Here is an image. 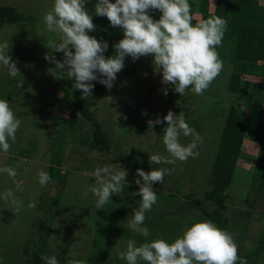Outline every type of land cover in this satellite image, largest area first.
Listing matches in <instances>:
<instances>
[{
  "label": "rangeland",
  "instance_id": "obj_1",
  "mask_svg": "<svg viewBox=\"0 0 264 264\" xmlns=\"http://www.w3.org/2000/svg\"><path fill=\"white\" fill-rule=\"evenodd\" d=\"M52 3L53 0H0V8L10 7L21 16L20 20L0 26V44L10 45L9 55L16 61L20 73L11 78L6 69L0 68V98L9 101L21 120L15 141H9L7 152H0V168L10 167L16 172L15 177L0 173V192L15 190L19 184V190L16 188L14 194L20 202L17 211V206L10 200H0V262L29 264L36 252L40 256L54 255L60 260V248L68 244L63 264H126L118 253L125 249L128 239H135L137 244L157 238L172 242L187 226L205 220L184 196L200 199L207 190L212 162L209 160L214 156L211 144L205 151L207 161L199 153L186 159L183 165L180 160L153 164L148 160L153 153L169 155L162 141L167 122L154 124L152 128L147 122L156 118L162 120L171 110L188 122L201 121L207 141L212 140V134L218 138L224 123L221 107H227L230 101L226 91L230 65L219 56L223 68L203 94L197 95L189 89L180 96L170 85L161 83L150 54L136 60L125 56L124 67L130 70L129 75L122 68L111 88H105L102 95H94L92 89L87 99L81 96L82 106L93 113L113 146L107 154L98 153L89 149L87 122L82 123L77 116L69 125L63 124L70 113L62 90L68 80L67 71L44 59L50 52V43L59 39L58 34L47 31L42 19ZM214 3L209 0V15L214 10ZM94 4L95 0L85 4L92 13V20L97 17ZM192 17V23L203 18L197 13ZM51 54L57 61L63 60L62 52ZM21 79L22 83L17 87ZM164 88H168L166 95ZM183 137H180L182 144ZM245 144H242L244 153ZM253 145L258 150L256 143ZM58 146L63 148L61 153L56 150ZM73 146H77L75 150H72ZM133 150H137V154H132ZM257 154L258 151L252 159L237 161L227 188L225 231L232 236L238 255L253 246L264 225V190L255 189L259 181L253 174ZM123 156H130L141 165L147 164L150 169H168L161 182L162 189L156 190V203L145 213L150 217L162 214L158 223L160 228L147 226L151 233L149 237L128 229L133 207L121 203L122 195L111 196L109 202L97 209V198L89 191L95 184V177L91 175L95 168L109 163L114 168L124 167L119 159ZM59 158L60 164H56ZM50 168H53L51 175L55 178L41 186L38 172L43 170L49 174ZM135 178L136 170L127 169L124 188L138 186L134 183ZM167 196H173L175 200L168 201ZM53 200L56 201L54 205ZM31 202H35V207L28 206ZM39 205L45 210L39 209ZM119 216L123 217L121 222ZM51 218L50 231L44 235L35 224L40 220L49 222ZM121 228L129 230L128 236L122 235ZM41 244L42 252L36 250ZM262 260L264 262V255ZM39 261V264H45L42 259Z\"/></svg>",
  "mask_w": 264,
  "mask_h": 264
},
{
  "label": "clouds",
  "instance_id": "obj_2",
  "mask_svg": "<svg viewBox=\"0 0 264 264\" xmlns=\"http://www.w3.org/2000/svg\"><path fill=\"white\" fill-rule=\"evenodd\" d=\"M89 0H53L51 9L43 16L48 32L58 34L59 39L50 43V52L44 59L51 61L67 71L72 79V88L80 90L82 98L87 99L94 88L93 81H98L110 89L116 74L124 67L125 56L136 60L151 55L152 64L160 73L161 83L170 85L179 95L186 90L201 95L223 68L217 47L221 45L227 21L220 16L202 18L192 23L189 0H95L94 14L106 17L111 26H119L123 33L113 48L115 52L104 56L108 48L105 40H98L88 33L95 29L92 13L85 4ZM158 10V19L150 13ZM8 44H0V68H4L11 78L20 75L16 61L9 55ZM49 48V47H48ZM5 49H8L5 52ZM62 52L63 60L57 61L52 52ZM22 83L18 82L17 87ZM168 88L163 89L166 95ZM167 122L163 130L162 141L168 156L153 153L148 156L153 164L174 163L195 157L201 137L182 116L169 110L162 120H148V126ZM21 120L9 105V101L0 98V152H7L9 141H15ZM192 137L187 144L180 142V137ZM166 168H152L145 172L137 168L134 183L138 189L132 196H139V206L128 220L127 227L142 237L151 235L144 224L145 213L156 203L157 193L153 183L163 182ZM0 173L15 177L13 168L2 167ZM95 184L89 191L95 195L96 207L101 209L113 195H122L126 184L127 169L114 168L111 163L95 168L91 173ZM51 177L46 171L38 172V182L45 186ZM19 190V184L16 185ZM87 194V193H85ZM0 200H10L19 211L20 202L12 189L0 192ZM29 207H35L31 202ZM237 246L232 236L218 228L210 220L196 221L187 226L174 241L163 238L145 240L137 244L130 238L124 250L118 253L126 264H245L238 256ZM45 264H60L56 256H41ZM2 264V262H0ZM79 264V262H77Z\"/></svg>",
  "mask_w": 264,
  "mask_h": 264
},
{
  "label": "trees",
  "instance_id": "obj_3",
  "mask_svg": "<svg viewBox=\"0 0 264 264\" xmlns=\"http://www.w3.org/2000/svg\"><path fill=\"white\" fill-rule=\"evenodd\" d=\"M213 1H215L214 10L210 15L223 17L227 21V29L222 43L216 50L219 56L225 59L230 65L226 88L228 93L227 97L230 101L227 102V107H221L220 113L224 116V123L218 138L211 133L212 140L209 139L207 141L204 138L207 136L203 133L201 121L199 122L194 119L188 122L184 118L200 134L201 140L197 145L196 151L202 153V158L207 161L205 151L209 149L208 146L210 144L214 151L212 160H209L212 162H210L211 169L207 190L204 191L200 199L190 198L189 196L184 197L190 199L189 205L197 211L200 217L205 220H210L218 228L225 231L227 224L225 216L226 200L228 198L227 188L231 183L233 172L237 168L236 163L241 158V160L252 159V155L242 151V144L246 140L256 143L258 147V154L253 163V174L258 177L257 181H259L255 189L259 191L264 190V4H262L263 0ZM189 3L191 4L192 15L197 13L203 18L210 17L208 10L209 0H189ZM150 15H152L153 19H158L160 13L158 10H153ZM20 19L21 16L14 13L12 8H0V26L5 22L11 24ZM92 22L96 27L89 33L98 40L107 41L108 48L104 52L106 58L113 55L115 52L113 44L123 36L119 26H111L107 18L103 16H97ZM123 71L127 75L130 74V70L125 67H123ZM64 83L65 87L62 90L66 100L65 104L68 106L70 113L69 119L64 121L63 124L69 125L70 121H73L79 116L82 123L87 122L89 124L88 131L90 137L87 138V141H89V149L102 154L109 153L113 149L112 143L100 127L93 113L82 106L80 90L72 88L73 81L69 77ZM92 83L94 84L93 94L102 95L105 86L98 81H93ZM243 108L245 112H243ZM246 111L248 112L247 114ZM187 116L188 114L186 113L185 117ZM248 134L250 135L249 137L247 136ZM183 138L184 144H187L192 139L190 136ZM84 143L86 142H82L81 144ZM76 147L73 146L72 150H75ZM62 149V147L58 146L56 150L61 153ZM136 151L133 150L131 153L137 154ZM141 156L147 157L145 154H141ZM119 159L126 169L136 170L140 168L145 172L151 170L147 164L141 165L130 156L119 157ZM196 160H199V158ZM60 161L59 158L56 164H60ZM180 162L183 165V162H186V160ZM51 171L53 172V168H50L49 172V176L53 179L55 176L51 175ZM58 181L63 183L61 179ZM152 187L154 191L162 189L161 183L158 182H154ZM137 189L138 186H129L123 189L121 203L124 205L125 203L132 205L133 208L130 210L131 215L136 207L139 206L140 197L138 195H131ZM161 195L164 198L163 194ZM166 198L168 201L175 200L173 196H167ZM136 200L138 203H136ZM52 203L54 205L56 201L53 200ZM40 206L39 209L45 210ZM161 217L162 214H154L152 217L146 216L144 224L151 228H160L158 223ZM122 218V216L119 218L120 222ZM52 221L53 218L49 222L40 220L35 226L44 235H47L50 231ZM119 230L123 236H128V229L121 228ZM36 250L42 252V244ZM60 250L59 262L63 264L66 261L65 255L68 252V244L60 248ZM262 255H264V225L253 246L247 252L238 256L245 260V264H264ZM32 256V261L29 264H39V260L41 259L40 253L36 252ZM237 264H239V261H237Z\"/></svg>",
  "mask_w": 264,
  "mask_h": 264
},
{
  "label": "crops",
  "instance_id": "obj_4",
  "mask_svg": "<svg viewBox=\"0 0 264 264\" xmlns=\"http://www.w3.org/2000/svg\"><path fill=\"white\" fill-rule=\"evenodd\" d=\"M245 145H246V150H245V152H247L248 154H250V155H255L256 154V152H257V150H256V148H255V146L253 145V142L252 141H250V140H246L245 141ZM245 147V146H244ZM253 157V156H252Z\"/></svg>",
  "mask_w": 264,
  "mask_h": 264
}]
</instances>
